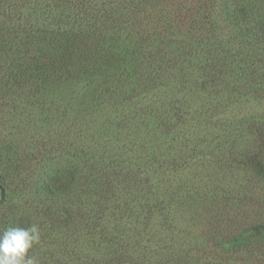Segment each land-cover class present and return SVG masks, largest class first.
Listing matches in <instances>:
<instances>
[{
	"label": "trees",
	"instance_id": "16d2710c",
	"mask_svg": "<svg viewBox=\"0 0 264 264\" xmlns=\"http://www.w3.org/2000/svg\"><path fill=\"white\" fill-rule=\"evenodd\" d=\"M213 2L0 0V109L3 97L68 89L60 123L70 113L64 129L81 132L64 155L73 162L35 188L44 247L62 239L60 259L41 264H231L242 251L255 264L260 249L231 232L228 259L206 250L227 236L215 224L233 206L264 214V114L236 113L264 100V0L225 7L224 27ZM37 148L19 161L0 152L3 193L9 173L21 185L46 157ZM8 215L5 228L29 226Z\"/></svg>",
	"mask_w": 264,
	"mask_h": 264
},
{
	"label": "rangeland",
	"instance_id": "374dc122",
	"mask_svg": "<svg viewBox=\"0 0 264 264\" xmlns=\"http://www.w3.org/2000/svg\"><path fill=\"white\" fill-rule=\"evenodd\" d=\"M236 0H214L213 4L216 6V10L212 15V20L217 22L218 27H224L226 22H223L226 13L222 10L225 7H232ZM81 86V84H79ZM77 91V90H76ZM70 91L66 89L65 91L59 92L57 86H52L49 90L41 93L38 98H29L26 94H22L16 98L3 97V102L8 104L7 108L0 109V142L3 146H0V152L6 157H10L18 160L22 159L26 153H30L31 149L36 145L37 150L40 146L47 151L46 157L39 156V161L32 162L31 167L24 166V169L28 168L29 171H24L25 175L20 178L22 182L21 185L15 182L14 175L9 173L8 176L10 185L9 189L3 193L0 190V231L5 229L1 222H5L7 217L12 213L18 221H21L22 225H30L32 223L40 224L43 221L44 214L42 206L44 204V198L36 193V187L42 179L46 178L49 174L50 168L66 167L69 163L73 162L68 154L69 147L73 150L74 147L70 146L77 143L78 136L81 134L78 127L66 131L65 127H70L74 124V119H71V114H68L64 122L61 124L62 120L61 112L64 110V104L71 100ZM2 97V95H1ZM1 101V98H0ZM50 105L52 109H42V107ZM75 104V113L78 108L83 109L82 106ZM57 106L60 107L58 112ZM48 107V106H47ZM74 110V109H73ZM240 116H254L257 117L258 114H264V100H259L256 102L247 103L242 105L236 110ZM96 119L97 128H107L108 124L105 123L101 116H94ZM77 124V121H76ZM206 144L210 143L208 140H204ZM35 153V152H34ZM61 157L58 159H53L55 157ZM51 159H53L51 161ZM19 161V160H18ZM237 170V169H234ZM236 172V171H235ZM246 171L237 172L238 176H243ZM31 175V176H30ZM233 176H229L231 178ZM14 179V181H13ZM250 179V178H249ZM18 180V178H16ZM249 181V180H248ZM24 182V183H23ZM250 182V181H249ZM252 184V183H251ZM19 185V186H18ZM249 188V186H248ZM258 195H262L258 193ZM257 204V201H253ZM233 204L230 205L232 208ZM229 208V209H230ZM258 206L255 207H242L241 205L233 206L230 214L223 217L224 224H215V228L218 233L221 231L225 232L227 236L222 237L220 234L219 240L211 244L207 248V254L218 255L219 258L228 259L225 257L224 245L226 244L228 233L231 232L235 236H239V241L241 247L247 246L248 248L260 249L256 251L257 259L253 262L255 264H264V214H258ZM229 209L227 211H229ZM180 221L183 226L187 224V218L179 214ZM232 217L235 221L233 225H226L227 217ZM188 217V216H187ZM31 219V221H30ZM186 219V222H185ZM202 224V221H199ZM237 222V223H236ZM233 227V228H232ZM7 228V227H6ZM226 228H231L232 230H226ZM42 239V238H41ZM55 242L52 245L44 247L46 245L43 241L39 244V249L36 250V256L43 258L46 254H52L56 259H60L62 253V239L61 236L56 234ZM222 242V243H221ZM47 243V242H46ZM227 249L228 247L225 246ZM242 251L241 255L234 257L235 263L232 259L229 261L231 264H250V262L241 263L245 259H249L248 255ZM58 259V260H59ZM238 260V262L236 260Z\"/></svg>",
	"mask_w": 264,
	"mask_h": 264
},
{
	"label": "clouds",
	"instance_id": "9594fccd",
	"mask_svg": "<svg viewBox=\"0 0 264 264\" xmlns=\"http://www.w3.org/2000/svg\"><path fill=\"white\" fill-rule=\"evenodd\" d=\"M42 232L38 223L28 227L10 226L0 231V264H41L33 254L41 243Z\"/></svg>",
	"mask_w": 264,
	"mask_h": 264
}]
</instances>
